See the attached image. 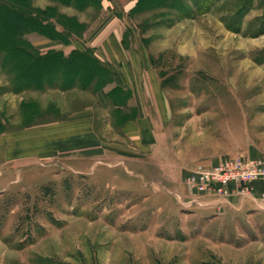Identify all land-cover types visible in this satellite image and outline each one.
Segmentation results:
<instances>
[{"label":"rangeland","instance_id":"1","mask_svg":"<svg viewBox=\"0 0 264 264\" xmlns=\"http://www.w3.org/2000/svg\"><path fill=\"white\" fill-rule=\"evenodd\" d=\"M93 1L24 3L49 8L53 38L82 48L87 25L116 16L122 44L159 80L163 163L108 150L85 123L112 78L92 50L82 52L105 70L89 62L95 77L56 60L29 87L16 85L0 50V264H264V200L202 196L185 183L220 157H264V0ZM0 26L6 42L10 26ZM46 36L19 39L46 55ZM110 97L127 106L130 91ZM128 108L110 111L117 124L133 117Z\"/></svg>","mask_w":264,"mask_h":264},{"label":"crops","instance_id":"2","mask_svg":"<svg viewBox=\"0 0 264 264\" xmlns=\"http://www.w3.org/2000/svg\"><path fill=\"white\" fill-rule=\"evenodd\" d=\"M106 17L99 24L86 26L87 29L84 33L86 47H77L71 42L68 44L64 43L61 38H50L47 36L44 37L46 38V50H41L39 48L41 46L36 47L42 52L46 51V53L60 51L64 56L69 55L73 50H92L98 61L112 71V78L97 91L98 94L103 96L102 101L104 102H102L101 106L97 108L89 107L84 111L85 114L89 115V118L85 119V123L91 125L96 139L104 142L102 138H106L104 143L107 144L108 150L118 146L128 150L130 156L131 152H133L134 156L151 154L155 156L156 163H163L160 154L163 152L164 130L165 128L167 129V125L162 117V104L159 101L152 100L156 95L157 91L155 89L159 80L148 69L147 65L141 66L139 61H135L133 49H128L122 44L124 30L117 25L116 16L107 15ZM77 18L81 23L84 22V18H79L78 16ZM57 30L65 31L64 28L60 27H57ZM118 87L127 88L130 91V99L127 106H116L110 97L112 89ZM114 107H121L127 110L130 109L128 107H132L134 115L117 124L115 118L110 115V111ZM97 110L101 112V115L96 114ZM95 114L97 115L96 118ZM78 121L81 128L84 119L82 118ZM101 130L105 131V133ZM41 143H46V134L43 136ZM112 156L115 159V155ZM122 156L131 158L129 155ZM120 159L128 161L124 158ZM263 189L264 185L262 183H256L252 190L251 198L255 199V197L259 196Z\"/></svg>","mask_w":264,"mask_h":264},{"label":"trees","instance_id":"3","mask_svg":"<svg viewBox=\"0 0 264 264\" xmlns=\"http://www.w3.org/2000/svg\"><path fill=\"white\" fill-rule=\"evenodd\" d=\"M24 1L25 0H0V23L9 25L11 29L6 35L8 36L10 34V36H8L9 38H7L8 40L6 42H3V40L0 41V50L6 51L7 53L6 58L3 60V64L8 63L11 65L12 70L15 68L14 82L16 85L29 87L33 82H35V84H41L43 81L45 82L47 79V77H45V70L47 74L49 69L56 64V60H58V62L62 61L63 63L61 64L66 70L81 69L83 73H86L88 76L87 80L97 75V72H93V69L87 65L89 62L94 63V71H105L102 65L97 64L89 54L82 51L73 50L67 56H64L60 51H51L46 53V55H33V51L30 48H26L23 44L24 42H20L19 36L21 34L23 35L24 32L29 30H36L53 38L55 36L53 35L54 32H57L53 29V24L50 21H46L45 11L49 8L34 10V8L30 7V4L26 6ZM59 1L78 8H85L94 3L93 0ZM68 19H73V17H68ZM33 72H38L39 76H33ZM34 77L35 79L42 80L37 83ZM72 83L73 81L67 84L71 85Z\"/></svg>","mask_w":264,"mask_h":264},{"label":"built area","instance_id":"4","mask_svg":"<svg viewBox=\"0 0 264 264\" xmlns=\"http://www.w3.org/2000/svg\"><path fill=\"white\" fill-rule=\"evenodd\" d=\"M185 183L202 196H251L256 183L264 185V157H220L208 166L191 171ZM259 197L264 200V189Z\"/></svg>","mask_w":264,"mask_h":264}]
</instances>
